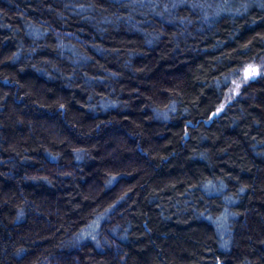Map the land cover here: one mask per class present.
I'll use <instances>...</instances> for the list:
<instances>
[{
	"label": "trees",
	"instance_id": "1",
	"mask_svg": "<svg viewBox=\"0 0 264 264\" xmlns=\"http://www.w3.org/2000/svg\"><path fill=\"white\" fill-rule=\"evenodd\" d=\"M262 58L264 0H0V264H264Z\"/></svg>",
	"mask_w": 264,
	"mask_h": 264
},
{
	"label": "rangeland",
	"instance_id": "2",
	"mask_svg": "<svg viewBox=\"0 0 264 264\" xmlns=\"http://www.w3.org/2000/svg\"><path fill=\"white\" fill-rule=\"evenodd\" d=\"M247 70V71H245ZM264 71V58H262L259 62L253 63L251 65L246 66L241 73L233 80L231 88L229 89L228 99L231 100L236 96L241 94V87L244 82L253 78V74L255 77ZM245 75L248 76V79H245ZM239 85V87H237Z\"/></svg>",
	"mask_w": 264,
	"mask_h": 264
},
{
	"label": "snow or ice",
	"instance_id": "3",
	"mask_svg": "<svg viewBox=\"0 0 264 264\" xmlns=\"http://www.w3.org/2000/svg\"><path fill=\"white\" fill-rule=\"evenodd\" d=\"M245 71H247V70H245ZM255 77V74H253V78ZM245 79H248V76L247 75H245ZM237 87H239V85H237ZM219 111V110H218Z\"/></svg>",
	"mask_w": 264,
	"mask_h": 264
}]
</instances>
